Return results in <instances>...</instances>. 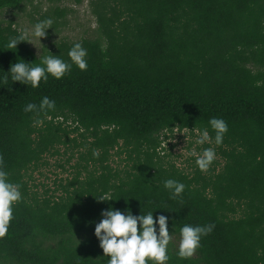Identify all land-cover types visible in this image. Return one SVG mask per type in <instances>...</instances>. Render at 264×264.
Segmentation results:
<instances>
[{"label": "trees", "instance_id": "trees-1", "mask_svg": "<svg viewBox=\"0 0 264 264\" xmlns=\"http://www.w3.org/2000/svg\"><path fill=\"white\" fill-rule=\"evenodd\" d=\"M22 1L0 0V10ZM94 11L96 36L83 42L86 70L73 64L36 88L0 79V158L22 197L0 237V259L106 264L94 226L112 206L152 211L154 220L164 214L171 237L186 223L214 224L194 257L167 252L166 264H264V0H96ZM6 41L0 33V77L17 59L39 63L23 43L8 50ZM43 96L53 109L23 110ZM211 117L228 125L221 171L199 181L160 164L165 130L208 127L214 136ZM68 120L71 130L63 126ZM72 133L90 140L91 161L102 163L118 146L134 153L132 171L116 181L101 165L98 176L73 178V188L54 200L24 198L28 167L75 142ZM168 178L185 185L176 199L163 186ZM102 193L113 200L97 201Z\"/></svg>", "mask_w": 264, "mask_h": 264}, {"label": "rangeland", "instance_id": "rangeland-1", "mask_svg": "<svg viewBox=\"0 0 264 264\" xmlns=\"http://www.w3.org/2000/svg\"><path fill=\"white\" fill-rule=\"evenodd\" d=\"M95 2L96 0H24L15 8L0 10V33L8 39L9 36L17 35L18 29L30 30L37 21L50 17L53 23L40 41L29 34L31 43H19L27 46L37 57L47 55L49 51L68 61L67 53L73 43L80 42L83 46L84 41L96 36L98 24L94 11ZM250 67L253 71L258 68L255 65ZM63 126L71 130L74 124L68 120ZM198 135V129L173 127L165 130L159 137L160 144L157 148L160 164L165 167L173 165L188 178L195 177L199 181L201 178L212 179L225 163L222 153L225 146L216 145L213 141L197 144ZM69 139H75V142L54 146L40 161L28 167L23 179L26 185L24 198L54 200L62 196L65 190L73 188L70 186L73 178L84 181L90 174L98 176L102 171L101 165L107 166V170L115 174L116 181L125 180L136 163V155L120 146L111 150L102 163L91 161L88 155L90 140L77 133L70 134ZM205 147H213L216 156L208 169L201 171L196 166L195 159ZM178 244L179 236L170 238L167 245L169 255L176 254ZM0 264H5L2 259Z\"/></svg>", "mask_w": 264, "mask_h": 264}, {"label": "clouds", "instance_id": "clouds-1", "mask_svg": "<svg viewBox=\"0 0 264 264\" xmlns=\"http://www.w3.org/2000/svg\"><path fill=\"white\" fill-rule=\"evenodd\" d=\"M52 19L45 18L37 21L31 29H18V34L9 36L5 48L16 49L21 41L29 40L32 37L40 38L45 36L46 29L50 28ZM48 51V50H47ZM41 55L39 63L26 62L17 59L10 64L5 75L0 79H11L22 85H31L32 88L39 86V83L47 81L49 76L60 79L69 72L73 64L80 70L87 69V49L80 42H75L68 50L69 60L62 59L59 55ZM70 61V62H69ZM55 107V101L48 96H43L39 104L27 103L24 106L25 112L41 113ZM208 126L214 132L210 136L209 128L199 129L196 137L197 144L211 143L214 140L216 145H220L224 134L228 130L227 122L220 117H211ZM216 153L213 147H205L196 155L195 164L201 170H207ZM9 173L3 167V160L0 158V237L4 236L9 228V223L13 216V205L21 197L20 185L8 179ZM163 186L168 190L171 199L180 196L185 185L175 179L168 178L163 181ZM97 201L113 200L107 193L95 196ZM168 217L164 214L153 216L152 211L146 214L133 215L131 210L125 208L123 211L109 206L101 210V219L95 223L94 235L99 241V247L107 257L106 264H166L169 257L167 255V245L171 238L168 231ZM139 223V230L138 225ZM214 224L192 225L183 224L179 228V244L176 255L179 258L191 257L200 246L201 237L210 233Z\"/></svg>", "mask_w": 264, "mask_h": 264}]
</instances>
